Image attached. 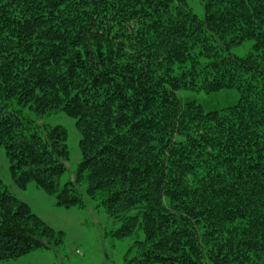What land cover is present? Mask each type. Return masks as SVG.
<instances>
[{"label":"trees","instance_id":"trees-1","mask_svg":"<svg viewBox=\"0 0 264 264\" xmlns=\"http://www.w3.org/2000/svg\"><path fill=\"white\" fill-rule=\"evenodd\" d=\"M0 0V148L16 187L84 194L144 238L123 264H264V0ZM251 42L244 56L232 48ZM238 91L205 111L182 90ZM74 118L80 161L58 184ZM0 179V261L63 242Z\"/></svg>","mask_w":264,"mask_h":264},{"label":"rangeland","instance_id":"rangeland-1","mask_svg":"<svg viewBox=\"0 0 264 264\" xmlns=\"http://www.w3.org/2000/svg\"><path fill=\"white\" fill-rule=\"evenodd\" d=\"M189 4L198 17L203 15V7L198 0H189ZM251 42H245L232 48V53L244 56ZM182 101L194 100L205 111L216 110L235 103L238 91L225 88L211 93L201 90H182L179 92ZM49 126L60 125L67 131L66 144L69 152L65 171L60 175L58 184L72 180L80 161L78 146L79 133L75 120L63 112H54L43 117ZM0 179L5 188L17 199L25 202L33 213L55 230L63 231V242L49 248H38L14 259L0 261V264H123L125 257L135 252V243L144 238L138 226L134 232L122 238L114 235L120 221L108 217L97 201L84 194L85 206L82 208H65L55 204L54 197L37 188L30 181L24 189L13 183L6 155L0 148Z\"/></svg>","mask_w":264,"mask_h":264}]
</instances>
